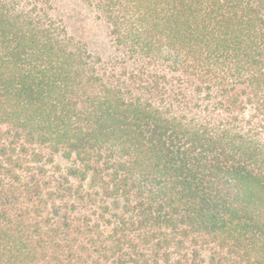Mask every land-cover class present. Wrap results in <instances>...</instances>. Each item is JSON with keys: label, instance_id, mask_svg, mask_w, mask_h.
<instances>
[{"label": "trees", "instance_id": "trees-1", "mask_svg": "<svg viewBox=\"0 0 264 264\" xmlns=\"http://www.w3.org/2000/svg\"><path fill=\"white\" fill-rule=\"evenodd\" d=\"M0 0V264H264V0Z\"/></svg>", "mask_w": 264, "mask_h": 264}, {"label": "rangeland", "instance_id": "rangeland-1", "mask_svg": "<svg viewBox=\"0 0 264 264\" xmlns=\"http://www.w3.org/2000/svg\"><path fill=\"white\" fill-rule=\"evenodd\" d=\"M52 14L62 21L70 36L84 44L88 51L104 62L118 55L108 36L105 24L81 0H52Z\"/></svg>", "mask_w": 264, "mask_h": 264}]
</instances>
